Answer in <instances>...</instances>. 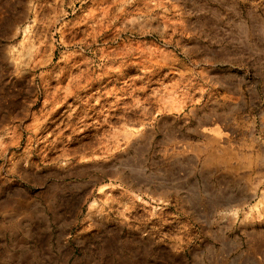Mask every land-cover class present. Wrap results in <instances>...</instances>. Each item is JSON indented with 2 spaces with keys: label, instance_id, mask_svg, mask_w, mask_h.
Returning a JSON list of instances; mask_svg holds the SVG:
<instances>
[{
  "label": "rangeland",
  "instance_id": "1",
  "mask_svg": "<svg viewBox=\"0 0 264 264\" xmlns=\"http://www.w3.org/2000/svg\"><path fill=\"white\" fill-rule=\"evenodd\" d=\"M0 264H264V0H0Z\"/></svg>",
  "mask_w": 264,
  "mask_h": 264
},
{
  "label": "bare ground",
  "instance_id": "2",
  "mask_svg": "<svg viewBox=\"0 0 264 264\" xmlns=\"http://www.w3.org/2000/svg\"><path fill=\"white\" fill-rule=\"evenodd\" d=\"M207 158V157H206ZM206 158H205V160H206ZM208 159V158H207ZM208 160H210V159H208Z\"/></svg>",
  "mask_w": 264,
  "mask_h": 264
}]
</instances>
